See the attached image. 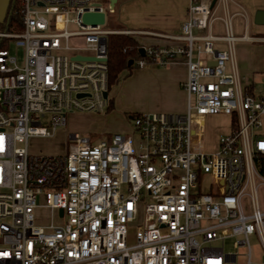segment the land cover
Here are the masks:
<instances>
[{"label": "built area", "instance_id": "built-area-1", "mask_svg": "<svg viewBox=\"0 0 264 264\" xmlns=\"http://www.w3.org/2000/svg\"><path fill=\"white\" fill-rule=\"evenodd\" d=\"M210 2L189 0L178 33H155L176 43L143 45L131 62L182 56L184 111L132 114L128 132L96 140L71 132L52 154L31 153L30 138L55 137L69 112L106 110V35L131 32L82 22L105 21L108 0H19L18 28L0 30V264H264V78L258 91L240 81L231 17L245 10ZM219 8L223 34L212 32ZM213 114L228 129L207 149ZM230 237L236 250L225 251Z\"/></svg>", "mask_w": 264, "mask_h": 264}, {"label": "rangeland", "instance_id": "rangeland-1", "mask_svg": "<svg viewBox=\"0 0 264 264\" xmlns=\"http://www.w3.org/2000/svg\"><path fill=\"white\" fill-rule=\"evenodd\" d=\"M105 1V0H102ZM245 7L249 19L250 33L264 35V24H255L252 20L253 13L256 9H250L248 5L252 0H236ZM120 0L116 3L113 12H109L105 7V21L102 25L104 28H112V30H122L124 25L121 23L126 18L124 10H118ZM122 7H130L124 5ZM235 7H230V11ZM217 17L212 22V32L223 34L222 21L219 16L222 15L221 9L215 11ZM12 22V21H11ZM232 31L234 34L242 31L243 18L239 14L231 17ZM13 23L8 30H13ZM0 30H3V24L0 20ZM132 35V34H130ZM222 47V45H218ZM10 52H16L17 60H21V48L14 45L11 41L7 47ZM236 49V58H239L238 48ZM257 56L252 59H246V70L239 74L240 81L246 77L249 82L253 83L254 90L258 91L262 88V79L264 78V41L261 42ZM141 68L133 66L130 69H124L119 75V81L110 85L108 94L113 97L112 106L104 112H78L72 111L65 116V125L59 128L53 138H37L33 137L29 140L28 150L31 153L39 151L45 153H57L60 150V141L67 140L68 134L77 132L81 136L90 137L93 140L107 137L113 132L126 133L130 130L131 120L129 115L149 112L148 108L160 102V94L156 86H149L144 83L141 76ZM248 71V72H247ZM250 73V74H249ZM244 76V77H243ZM116 102V104H115ZM185 102V100H184ZM264 128V126H263ZM228 129V117L223 114H213L205 117V123L202 127L203 141L207 149L215 142L216 136L220 132ZM134 134V133H133ZM257 203L261 210H264V184H259L256 189ZM36 222L46 223L49 219L48 209H35ZM233 238H226L223 241L225 251L236 250L232 246ZM220 243V242H219ZM249 246L252 257H261L263 254L260 243L255 235L249 237ZM244 248L238 247V250ZM239 263L244 262L242 255L238 256Z\"/></svg>", "mask_w": 264, "mask_h": 264}, {"label": "crops", "instance_id": "crops-1", "mask_svg": "<svg viewBox=\"0 0 264 264\" xmlns=\"http://www.w3.org/2000/svg\"><path fill=\"white\" fill-rule=\"evenodd\" d=\"M118 1L116 0V3ZM233 1L245 10L243 4L236 0ZM188 4L189 0H120L118 10H124L126 15V18L121 21L124 25L122 30H129L140 47L143 45H173L176 41L166 39L155 33H178L185 18ZM124 5L130 7H122ZM248 6L252 10L264 9V0H252ZM228 7L229 11L230 7H235L230 12L239 10V7L233 2H229ZM245 13V17L242 16V31L234 34L238 36L234 41V57L239 74L246 70V66H244L246 59L256 57L261 42L264 41V35L250 33L246 10ZM243 33L246 37L240 38ZM221 45L224 46V44ZM235 48H238L239 58L235 56ZM138 68H141L140 72L141 76L144 77L142 78L144 83L149 86H156L160 94V102L150 106L149 112H182L185 110L186 93L181 85L186 76V66L182 56L173 57L165 65L146 61L143 66ZM241 83L253 85L246 77ZM110 97L113 101L112 95ZM212 148H214V144L209 149Z\"/></svg>", "mask_w": 264, "mask_h": 264}, {"label": "trees", "instance_id": "trees-1", "mask_svg": "<svg viewBox=\"0 0 264 264\" xmlns=\"http://www.w3.org/2000/svg\"><path fill=\"white\" fill-rule=\"evenodd\" d=\"M18 2L19 0H8L5 14L2 19H0L3 24V30H8L11 23H13V28H18ZM115 4L116 1L114 7ZM5 42L6 40L0 39V48ZM139 48L140 45L130 33L110 32L106 35L108 89L110 85L119 81V75L124 69H130L132 67V64H127L129 59L135 60L143 56L139 54ZM111 106L112 98L110 97L106 110Z\"/></svg>", "mask_w": 264, "mask_h": 264}, {"label": "water", "instance_id": "water-1", "mask_svg": "<svg viewBox=\"0 0 264 264\" xmlns=\"http://www.w3.org/2000/svg\"><path fill=\"white\" fill-rule=\"evenodd\" d=\"M115 1L116 0H108L109 4L111 6H114ZM213 2H214V0H211L210 6L213 5ZM7 3H8V0H0V19H2V17L5 14ZM81 19H82L83 23H89L92 25L104 23L103 12H84L81 15ZM252 20L255 24H264V9H256L253 13ZM139 54L143 55V47L139 48ZM75 58L90 59L91 57H84V56L76 55ZM131 62H132V59H129L127 64L130 65ZM103 95L104 96L106 95L105 91H104ZM61 212H62L61 209H59V214H61Z\"/></svg>", "mask_w": 264, "mask_h": 264}]
</instances>
